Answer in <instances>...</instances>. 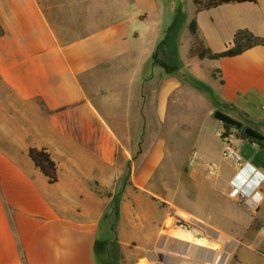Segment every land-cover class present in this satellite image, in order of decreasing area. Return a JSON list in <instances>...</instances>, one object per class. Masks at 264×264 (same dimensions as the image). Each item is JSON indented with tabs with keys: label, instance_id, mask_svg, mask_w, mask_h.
I'll list each match as a JSON object with an SVG mask.
<instances>
[{
	"label": "crops",
	"instance_id": "1",
	"mask_svg": "<svg viewBox=\"0 0 264 264\" xmlns=\"http://www.w3.org/2000/svg\"><path fill=\"white\" fill-rule=\"evenodd\" d=\"M129 1L0 0V264H103V224L115 228L104 263L114 245L141 259H154L156 246L191 257L168 264L205 258L210 246L177 236H166V248L164 218L143 207L159 214L161 201L163 215L175 209L209 225L214 232L197 222L216 241L214 233L242 241L241 264H264V182L257 209L232 198L240 165L223 162L224 142L210 141L212 129H221L219 139L225 130L216 110L264 130V46L189 60L194 18L205 46L220 52L240 29L264 37V0L200 12L191 0L184 31L168 30L166 38L159 20L128 31ZM131 1L143 23L160 13L158 0ZM175 8L173 2L169 16ZM155 51L176 70L156 63ZM237 138L230 145L240 156L249 144L261 149ZM31 148L50 153L56 183L35 165ZM245 157L243 164L264 174L256 155ZM223 239L229 245L219 242L217 250L231 255L236 242Z\"/></svg>",
	"mask_w": 264,
	"mask_h": 264
},
{
	"label": "rangeland",
	"instance_id": "2",
	"mask_svg": "<svg viewBox=\"0 0 264 264\" xmlns=\"http://www.w3.org/2000/svg\"><path fill=\"white\" fill-rule=\"evenodd\" d=\"M103 1V0H102ZM159 2V15H157V12H156V15L152 16V17H149V20L145 23L141 22L140 21V16L142 15V10L137 6V4L133 1H129L128 2V12L129 14L132 15V17H134L133 19H131L129 22H128V31H139L141 30L142 28H145V30H149L151 29V25L152 23H156V20H159L160 23L162 24V26L165 25V32L163 33L164 37L166 38L167 35H168V30L169 28L171 27L172 23H173V20H174V17L172 16H169L171 12H173L172 10V3H181L182 4V7L184 8L185 10V13H184V16L181 20V23H180V34H182V32L184 31L183 28H185V23L190 19L189 17V10H190V6H191V0H158ZM102 3V2H101ZM149 14V13H148ZM170 22V23H168ZM148 26V27H147ZM218 130H221V129H212L213 131V134H214V138L210 139V141H218L219 143H221V139H219L217 137V131ZM235 132H234V136L232 139H231V144L232 145H235L237 143V141L239 140V138H237V133H236V129H234ZM258 132H260L261 134H264V130L263 129H260L258 130ZM250 146L244 150V152L242 153V158L246 159L245 155L248 153L249 156H252L253 154L256 155V160H258L259 162L261 163H264V151L261 150V149H258L257 147H252L251 144H249ZM136 151V150H135ZM256 151L258 153H256ZM216 155V157L218 156V154H220L219 152L217 153V150L215 149L214 150V153ZM230 161H233L235 162V159L233 157H228L226 159H224L223 162L225 163H228ZM140 162V161H138ZM125 180L129 179V177L125 176L124 177ZM231 191V189H230ZM143 205V203H142ZM159 205L161 206V210L158 212L159 214H157L156 210L154 208L150 209L147 205H143L144 207V212L151 216V217H154V218H160V220H162L164 218V221H163V224L160 225V231H161V234L162 235H165V236H171V233L172 234H178V229L179 227L176 225V221L178 220H183L185 222H187L192 230L196 233L200 232L202 233V235H205L206 238L210 241V242H217L213 235L210 234V233H207L206 231V228L207 230H209L208 232L213 231L214 232V229H212L209 225H206V224H202L200 223L199 221H197L196 219H194L193 217L183 213V212H179L175 209H171L168 211L167 215H163V210L162 208L165 207L166 204H164L162 201L159 202ZM182 214L186 215L188 218H190V220H186ZM114 213H113V220H114ZM116 220V219H115ZM200 223L201 225L205 226L206 228L204 229L200 224L198 225V223ZM114 224L111 225V229L108 230V228L106 229V226L103 224L102 225V230H100V235H99V245L98 246V249H97V254H98V257L99 259L101 260V262L103 264H107L104 263V256H101L102 253L105 252V244H106V240L110 239L109 237L112 235V239H113V236H114ZM262 227L264 228V225H262ZM109 231V232H108ZM223 236L229 238V239H232L234 242H236V246L233 248V250L231 251V255L229 256V259L226 261V264H241V251L243 250V244L241 243L242 241H238V240H235L233 239V237L230 235V234H226V233H222ZM179 236H182L183 235H179ZM134 246V245H133ZM221 246V244H220ZM132 248V247H131ZM158 249H160L159 247H155L154 249V252L152 255H154V259H149V256L148 255H144V259H141V258H137V256L133 255L129 252H125V251H121L119 250V252L117 253V257H116V263L115 264H160L162 263L161 260H159V251ZM162 249V248H161ZM220 250H224L223 248H221ZM122 252V253H120ZM163 253V252H162ZM161 254V253H160ZM138 260H141V261H138Z\"/></svg>",
	"mask_w": 264,
	"mask_h": 264
},
{
	"label": "trees",
	"instance_id": "3",
	"mask_svg": "<svg viewBox=\"0 0 264 264\" xmlns=\"http://www.w3.org/2000/svg\"><path fill=\"white\" fill-rule=\"evenodd\" d=\"M256 2L257 0H193V3L197 7V12H200L202 10L210 9L213 7H217L219 5L225 4V3H231V2ZM184 16L183 7L181 3H177L175 8V15L174 20L169 28V31L175 30L177 27L180 26L181 20ZM189 31L191 32L193 36V43L190 48L189 53V60L198 58V59H211V60H217L221 58H227V57H234L243 54L245 51L256 47V46H264V37L256 36L254 33L247 29H240L238 30L234 35L233 44L223 51L220 52H213L210 48L206 47L204 42L200 39L198 34V25L197 21L194 18L190 24H189ZM2 33V30L0 28V34ZM158 52L155 51L153 54V60L158 63L166 72L172 73L176 70L175 67H171L167 65L166 63L162 62L157 58ZM219 74L221 77V72L217 71L214 73ZM223 82V81H222ZM226 132H235V128L231 127L229 125H224ZM236 133L238 136H240L243 139H248L251 142L258 145L261 149H264V140L263 141H257L251 138H248L242 130H236ZM29 155L35 165L43 172L45 176L49 179L50 183H56L58 180L57 177V167L55 162L50 156V153L47 151V149H37V148H31L29 150ZM106 245V244H105ZM98 249V248H97ZM119 252L118 245H114L110 252H107L109 254L110 263L109 264H115L116 263V255Z\"/></svg>",
	"mask_w": 264,
	"mask_h": 264
},
{
	"label": "built area",
	"instance_id": "4",
	"mask_svg": "<svg viewBox=\"0 0 264 264\" xmlns=\"http://www.w3.org/2000/svg\"><path fill=\"white\" fill-rule=\"evenodd\" d=\"M218 135L224 142L222 157H233L235 161L240 165L238 172L235 174L230 183V196L250 209H257L261 203L259 188L264 182V174L248 163H242V157L230 145L231 139L235 137L234 131L226 132L225 130H223ZM212 168L213 170H211L210 172L214 175L216 164H212ZM204 259L205 258H202L200 259V261L202 260L205 263ZM208 263L211 264V262Z\"/></svg>",
	"mask_w": 264,
	"mask_h": 264
},
{
	"label": "bare ground",
	"instance_id": "5",
	"mask_svg": "<svg viewBox=\"0 0 264 264\" xmlns=\"http://www.w3.org/2000/svg\"><path fill=\"white\" fill-rule=\"evenodd\" d=\"M178 234L181 235L179 232H178ZM179 235H177L175 233L174 234L171 233V236H173V237L177 236V237L186 239L187 241H185V242H187L190 246H191V244L194 245V246L197 245V246H200L201 249L202 248L205 249L207 247L206 245L210 246L212 249L210 248L209 251L207 250L209 253H208L207 256L205 255L204 257H205V259H208L209 260L208 262H211V264H213V263H215V264H217V263L218 264H225L226 261L228 260L229 256H230L229 251H226V254L223 253V251H225V249L229 245L228 244L229 242L228 241L226 242L227 239L226 240L223 239L224 240L223 241L222 240L223 236L219 237V235L216 234V233H214V236L218 239L217 242H210V241L204 240L205 237H203V235L201 237H198V238L184 236V235L182 237V236H179ZM162 239H163V242H165V246L167 248V246L169 244L168 242L171 240V238H167L165 236ZM219 242L224 243V245H225V249L224 250H220L221 248L219 250H217L220 247ZM232 243H233V245H235L234 242H232ZM159 248L160 249H158V251H159L158 253H161L159 255V260H161L162 264L170 263L168 260L171 259V261H172L173 258H180V259H182V261L191 260V257H188L186 255H180V254L178 255V254H174V253L173 254L168 253L167 249H161V248H165L164 246L163 247H159ZM193 262L195 264H208V262L206 263V261H205V263H204V261H202V260L200 261L198 259L197 260L193 259Z\"/></svg>",
	"mask_w": 264,
	"mask_h": 264
},
{
	"label": "water",
	"instance_id": "6",
	"mask_svg": "<svg viewBox=\"0 0 264 264\" xmlns=\"http://www.w3.org/2000/svg\"><path fill=\"white\" fill-rule=\"evenodd\" d=\"M214 118L218 120L220 123H222L223 126L229 125L231 127H234L236 130H242L248 138H251L257 141L264 140V135L258 132L256 129L249 127V126H244L243 122L229 116L228 114L220 110H216L214 112ZM176 225L179 227L178 232L181 235L189 236V237H196V238L202 236V233L194 232L191 226L183 220L176 221Z\"/></svg>",
	"mask_w": 264,
	"mask_h": 264
}]
</instances>
